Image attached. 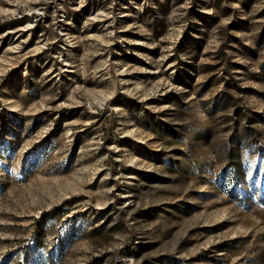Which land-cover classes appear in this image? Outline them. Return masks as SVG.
Returning a JSON list of instances; mask_svg holds the SVG:
<instances>
[{
    "label": "rangeland",
    "instance_id": "rangeland-1",
    "mask_svg": "<svg viewBox=\"0 0 264 264\" xmlns=\"http://www.w3.org/2000/svg\"><path fill=\"white\" fill-rule=\"evenodd\" d=\"M0 264H264V0H0Z\"/></svg>",
    "mask_w": 264,
    "mask_h": 264
}]
</instances>
